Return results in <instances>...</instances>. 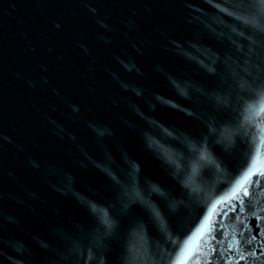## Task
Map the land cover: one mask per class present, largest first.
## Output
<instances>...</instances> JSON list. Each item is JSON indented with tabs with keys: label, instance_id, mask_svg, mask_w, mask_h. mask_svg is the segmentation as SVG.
Returning a JSON list of instances; mask_svg holds the SVG:
<instances>
[{
	"label": "water",
	"instance_id": "obj_1",
	"mask_svg": "<svg viewBox=\"0 0 264 264\" xmlns=\"http://www.w3.org/2000/svg\"><path fill=\"white\" fill-rule=\"evenodd\" d=\"M262 94L261 0H0V264H264Z\"/></svg>",
	"mask_w": 264,
	"mask_h": 264
},
{
	"label": "snow or ice",
	"instance_id": "obj_2",
	"mask_svg": "<svg viewBox=\"0 0 264 264\" xmlns=\"http://www.w3.org/2000/svg\"><path fill=\"white\" fill-rule=\"evenodd\" d=\"M261 3H264V0H261ZM252 108H257L259 111H264V94L260 95L258 97V99L253 104L247 105L246 108H245V111L247 112V111L251 110ZM193 152L194 153H198L197 163L208 160V153H207L206 149H197V148L194 147L193 148ZM193 171H195V165L193 167ZM252 174H253L252 173V169H249L244 174V179H247ZM242 187H243V184L240 181H237L236 187H234L233 190H232V195L236 196V194L240 191V189ZM243 195L244 196H248L249 195V192H248V190L246 188L244 189ZM243 203H244V201L240 200V204H241L240 211L241 212L243 211ZM233 211H235V209H233ZM101 223L103 224V226L105 228H110L111 227V222L107 218V216L102 218ZM215 239H216L215 236H210L209 240L207 241V243H209L211 245V242L213 240H215ZM209 251L211 253H215L216 249H215V247H210ZM229 251H231V248H229ZM239 255L241 256V259H243V253H239ZM206 264H211V259H209L206 262Z\"/></svg>",
	"mask_w": 264,
	"mask_h": 264
}]
</instances>
